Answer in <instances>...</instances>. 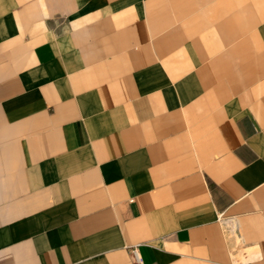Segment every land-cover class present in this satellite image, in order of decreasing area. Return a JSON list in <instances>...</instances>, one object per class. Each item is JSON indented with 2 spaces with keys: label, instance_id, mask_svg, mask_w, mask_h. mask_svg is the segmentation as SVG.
<instances>
[{
  "label": "crops",
  "instance_id": "crops-1",
  "mask_svg": "<svg viewBox=\"0 0 264 264\" xmlns=\"http://www.w3.org/2000/svg\"><path fill=\"white\" fill-rule=\"evenodd\" d=\"M264 264V0H0V264Z\"/></svg>",
  "mask_w": 264,
  "mask_h": 264
},
{
  "label": "built area",
  "instance_id": "built-area-1",
  "mask_svg": "<svg viewBox=\"0 0 264 264\" xmlns=\"http://www.w3.org/2000/svg\"><path fill=\"white\" fill-rule=\"evenodd\" d=\"M132 264H143L140 256L138 255L137 249L132 247L129 249Z\"/></svg>",
  "mask_w": 264,
  "mask_h": 264
}]
</instances>
